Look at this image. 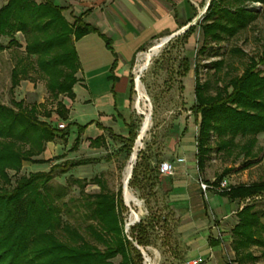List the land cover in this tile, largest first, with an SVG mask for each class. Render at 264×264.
<instances>
[{
  "label": "trees",
  "instance_id": "1",
  "mask_svg": "<svg viewBox=\"0 0 264 264\" xmlns=\"http://www.w3.org/2000/svg\"><path fill=\"white\" fill-rule=\"evenodd\" d=\"M260 4L261 9H251ZM261 10V11H259ZM65 8L52 0L38 4L35 0H9L0 8V37L9 39V47L22 52L12 71V89L15 94L22 81H31L32 72L41 74L46 83L49 99L57 103L55 113L68 120V110L61 97L75 99L74 87L81 69L76 42L97 30L76 18L74 24L64 16ZM264 0H211L203 18L186 31V39L201 29L205 43H224L246 31L261 15ZM21 35L24 43H19ZM205 47L201 53L206 52ZM6 50L0 43V52ZM232 53L243 54L240 50ZM223 61L213 64L219 74ZM264 49L259 58H252L243 75L222 86L216 95L210 93V84L201 80L200 67L196 66V104L192 113L200 118L197 143V164L204 173L214 150L228 157L238 150V158H254L264 134ZM185 73L189 72L188 63ZM133 91V87H132ZM47 118L46 104L27 106L22 101L11 100V106L0 102V264H143L144 257L136 245H152V234L161 218L152 213L151 222L141 220L131 229L130 238L124 231L123 190L110 191L101 177H95L100 191H86L87 180L74 179L82 185L80 208L84 213L85 227L64 221L66 188L51 184L56 171L67 174L71 168L86 166L94 160L69 161L52 165L49 172L30 173L20 177L11 187L10 172L21 173L26 163L50 164L40 157L47 146L58 136L66 138L69 126L60 130L41 119V110ZM88 126H78L79 136L73 150H77L81 135ZM139 127L131 124L129 137H117L124 144L128 157L133 153L139 136ZM105 144L101 137L91 142V147ZM149 146L138 154L131 189L155 196L159 166L152 164ZM224 175L213 183L220 185ZM221 195L232 201L248 203L238 213L239 223L233 229V250L240 264H259L253 247L264 251V213L256 211L255 200L264 197V182L227 188ZM264 257V253L262 254Z\"/></svg>",
  "mask_w": 264,
  "mask_h": 264
},
{
  "label": "crops",
  "instance_id": "2",
  "mask_svg": "<svg viewBox=\"0 0 264 264\" xmlns=\"http://www.w3.org/2000/svg\"><path fill=\"white\" fill-rule=\"evenodd\" d=\"M35 1L38 4L46 2ZM8 2L9 0L1 7ZM52 2L65 8L64 16L69 23L74 24L75 19L80 18L85 24L97 30L76 42L81 69L77 75L78 83L74 87L75 99L60 98L68 110V120L63 121L54 113L52 116L59 118L60 123H67V126L72 123L75 106L80 104L77 90L79 87L85 89L84 100L81 103L86 105L85 109L87 107L90 110L82 113L85 123L80 126L88 127L81 135L78 149L73 150L74 144L72 145L67 153V160L94 162L72 168L70 172L77 174L93 172L95 164L102 168L105 164L107 168L118 160L124 164L128 154L124 144L115 140L113 135L128 138L130 125L138 126L133 112L136 91L134 70L138 57L154 48L164 38L178 34L191 25L202 15L211 0H52ZM197 34L198 29L187 39L186 32L177 36L185 42L186 51H191ZM190 59V56L183 58L182 70L178 71L179 83H174L180 84L181 89L174 98L175 103L178 101L184 103V108L188 111L171 121L170 115L173 111H167L163 107L172 101L171 98L165 97L160 100L154 98L156 116L152 137L155 141L156 136L159 137L160 143L149 144L147 154L152 155L154 166L164 162L176 165L173 177L158 176L153 191L155 194L153 198L160 200L166 210L164 216L158 213L164 220L163 228L167 226V220L172 224L173 240L171 245L166 247L169 251L163 248L167 254L164 256L162 252L160 253L161 261L166 264H193L196 261L199 264H240L232 247V231L239 223L238 213L245 207L246 202L232 201L222 196V191L216 192L220 185L209 183V162L205 172H199L196 143L198 135L195 134V129L199 131L200 118L196 119L192 113V108L196 104V69L192 67ZM186 63L189 65L187 74L184 71ZM188 77L192 87L194 85L195 99L193 98L191 102L186 94ZM35 87L36 84L31 81H22L18 90L29 92ZM169 90L172 94L173 89ZM41 119L47 122L49 120L47 117ZM72 134L76 141L79 132L72 133L68 129V135L64 140L56 139L48 144L46 153L49 157L46 159L58 156L55 151L58 149L57 146L62 143L69 144ZM101 137L105 138V144L100 148L91 147V142ZM180 159H184L185 162L178 163ZM32 166L34 168L36 165L31 164ZM73 178L78 179L74 176ZM79 179L90 183L93 178L79 176ZM202 182L212 186L207 194L201 190ZM160 232L164 233L162 230Z\"/></svg>",
  "mask_w": 264,
  "mask_h": 264
},
{
  "label": "rangeland",
  "instance_id": "3",
  "mask_svg": "<svg viewBox=\"0 0 264 264\" xmlns=\"http://www.w3.org/2000/svg\"><path fill=\"white\" fill-rule=\"evenodd\" d=\"M6 1L7 0H0V7L4 5ZM254 7L262 10L260 4H255L250 8L254 9ZM177 36L173 37L170 41L164 44L162 48L159 49V54H154L151 61L149 62V66H146L147 69L144 71L142 86L148 96L147 100L145 101L148 105V108L145 109L142 107L143 111L145 112L144 114L140 113L136 108V102L137 98L139 97V93L137 91L134 92L135 98L133 100V112L136 122L139 126V135L143 122L146 118L147 120L150 119L152 125L146 133L144 140L142 141V145L138 150L136 144L133 154L137 151L138 155L141 151H144L146 145H156L160 143L159 137L156 136V141L153 140L152 137V133L155 130L154 124L156 116V104L154 103V98L157 100L165 97L171 98L172 101L169 102V104L167 103V105H163L167 111H173V114L170 115L171 121H174V119H177L180 115L188 111L184 108V103H181L180 101L175 103L174 99L175 96H178L179 92L181 91L180 84L174 85V83H179L178 78L180 75L178 71L182 70L183 58L190 56L192 67H200L202 82H208L210 84V93L212 95H216L217 91L222 88V86L243 75L252 58H259V56L262 54L264 49V15L261 13L260 17L246 31L221 44L205 43L202 30L198 29V34L195 35V41L190 52L186 51V46L183 39ZM17 39L19 43H24L23 38L20 35H18ZM161 42L162 41H160L158 44ZM0 43L4 44L6 47L5 51L0 52V102L7 106H11L12 99H15L18 102L23 100L27 106L46 104L47 113L51 112L55 114L57 112V103L49 99L45 80L43 76L37 72H32L31 79V82L36 84L35 89H31L29 92L16 89L15 94L11 93L12 71L17 65L18 59L20 58L19 52L22 51L15 46L9 47V39L7 38L0 37ZM203 47L207 48L205 53H201ZM232 50H240L243 52V54L239 55L232 53ZM220 61H223L224 65L219 74L216 75L213 64ZM259 70L264 71V67H260ZM186 85L188 87L186 92L187 99L189 102H191L193 98L195 99V94L193 92L194 85L192 87L190 77L186 79ZM169 89H173L172 94L171 90ZM77 92L80 104L75 106V111L72 114V123L68 124L69 130L72 133L77 132L78 126L85 123L82 113H84V111L87 112L90 110L87 109V107L86 110V105L81 103V101L84 100L83 92L85 93V89L83 87H79ZM143 104L144 103L142 102V106ZM44 111L45 109L41 110V118L45 117ZM48 123L56 127L59 125L60 119L52 117L48 120ZM61 124H64L67 127V123L65 122L60 123V125ZM195 130V134L198 135V129ZM73 136L74 135L72 134L71 138L69 139V144L62 143L61 145L57 146L58 149L55 151L58 156L54 155V157L50 159V164L47 163L45 165H36L34 168L33 166L31 167V164H26L21 173L15 174L14 172H10L9 174L12 177L11 187L15 186L16 181L20 177L33 173V170L36 172H49L52 165H64L66 162H69L67 160V153H69V150L75 142V137ZM57 139L58 141L64 140V138L60 136H58ZM238 153V150H234L233 155L228 157L214 150L208 165L210 184L215 182L216 179L221 175L225 176L223 182L227 184V187L264 182V134L260 135L259 137V143L255 149L256 156L254 158H238ZM133 154L130 157H126L124 164H122L121 160L108 165L107 168L105 164L103 168L102 166H97L95 164L93 172H79L80 174H77L70 172L71 170H69L67 174H62L60 171H56L51 184L55 187L64 186L66 188L64 201L68 204L70 210V212L64 210V221H68L69 223L80 227L86 226L85 218L83 217L84 213L80 208L82 199V185L74 183L73 176L78 179L79 176L81 178H94L95 176L101 177L102 180L107 184L110 191L118 192L119 190H123L124 200L125 174L128 165L132 163ZM47 157L49 156L47 153H45L40 158L47 160ZM28 167H31L30 169L33 170L31 171ZM80 171L82 170L80 169ZM85 188L89 193H98L100 191L99 187L95 183H86ZM129 189L131 193H133L142 203V206L139 207L138 205L131 203L130 206H127L124 200V204L128 208V211L124 214V231L125 234L130 238L132 234L131 229L139 223H133V225H131L128 229V225L131 223L133 212L140 216V221L145 220V222L149 223L152 220L150 217L152 213H154L156 216H158V213H161V216H164V212L166 210L164 208V204L160 202V200L158 201L156 197L151 199L147 196V193L144 194L143 192L135 191L131 189L130 186ZM218 191L219 190H216V192ZM249 201H246V204L253 203L252 201ZM254 203L257 206L256 211H258L260 214H263L264 197L255 200ZM161 216L159 217L161 218ZM163 222L164 220L161 218L160 224L157 225L159 230L156 229L152 234V245L149 248H143V250L151 259V263L153 264H166L164 261H161L160 253L162 252V254L165 256L167 253L163 251V248H168V246H170L172 243L171 241L173 240L172 224H170L167 220V226L163 228ZM160 230L164 231V233L162 234ZM167 251L169 250L167 249ZM252 252L256 257L259 258L260 262L264 264V257L262 255L264 251L260 248L253 247ZM114 262L118 264L120 262V258H117L114 260ZM143 264H150V261L148 263L144 257Z\"/></svg>",
  "mask_w": 264,
  "mask_h": 264
},
{
  "label": "bare ground",
  "instance_id": "4",
  "mask_svg": "<svg viewBox=\"0 0 264 264\" xmlns=\"http://www.w3.org/2000/svg\"><path fill=\"white\" fill-rule=\"evenodd\" d=\"M168 42V39H164L157 47H155L153 53L157 55L159 54L158 51L160 48H162V46L164 44H166ZM156 56V55H155ZM151 57L152 55H148L147 58H146V61L147 63H149V61L151 60ZM148 64L144 65V67L142 68V71L144 70V68H146ZM139 97L137 98V102H136V108L138 109V111L142 114H144L145 112L143 111V108L147 109L148 108V105L147 103L145 102L147 100V94L145 92V90L143 89V86L142 84H140L139 86ZM142 102L144 103L143 106H142ZM150 102V100H149ZM148 102V103H149ZM143 107V108H142ZM151 118V117H150ZM151 121L150 119L147 120V118L144 120L143 122V125H142V128H141V131H140V141L137 143V150L141 147L142 145V141L144 140V137L146 135V133L148 132V130L150 129L151 127ZM137 151L133 154V157H132V163H130L126 169V174H125V180H124V186L127 184L129 178H130V175H131V170H132V166L134 165V161L136 162L137 160ZM125 197H126V201L127 203L130 205L131 204H136L139 206H142V203L140 200L137 199V197L131 193L129 187H127V189L125 190ZM135 205V206H136ZM140 216L136 213L133 212L132 214V219H131V223L129 224V226L133 225V223L135 222V220L139 219ZM150 264H153V263H150Z\"/></svg>",
  "mask_w": 264,
  "mask_h": 264
},
{
  "label": "built area",
  "instance_id": "5",
  "mask_svg": "<svg viewBox=\"0 0 264 264\" xmlns=\"http://www.w3.org/2000/svg\"><path fill=\"white\" fill-rule=\"evenodd\" d=\"M205 15V13L202 15V18L203 16ZM158 45V44H157ZM156 47V46H155ZM154 48L150 49L148 52H145V53H142L140 54V56L138 57L137 59V63H136V67H135V70H134V84H135V88H136V91L139 93V86L140 84H142V79H143V75H144V71L147 69V67L149 66V63H147L146 61V58L148 55H154L153 51H154ZM151 57V59H152ZM151 61V60H150ZM148 64V66L146 68H144V70L142 71V68L144 67V65ZM59 129L60 130H65L66 129V125L64 124H61L59 125ZM185 160L184 159H180L178 160V163H184ZM159 174L162 178H171L175 175L176 173V165L174 163H170V162H164L162 164L159 165ZM200 187H201V190L204 194H207V192L212 189V186L209 185V184H206L205 182H202L200 183ZM228 187H227V184L225 182H222L218 188L219 191H223V190H226ZM249 200H247L248 202ZM250 202V201H249ZM129 225H128V229H129ZM137 246V245H136ZM143 249V248H142ZM144 251V250H143ZM145 252V251H144ZM146 253V252H145ZM147 254V253H146ZM147 258L150 260V263L152 262L151 259L149 258L148 254H147ZM147 261V260H146ZM148 262V261H147ZM149 263V262H148ZM193 264H199L198 261L196 262H193Z\"/></svg>",
  "mask_w": 264,
  "mask_h": 264
},
{
  "label": "water",
  "instance_id": "6",
  "mask_svg": "<svg viewBox=\"0 0 264 264\" xmlns=\"http://www.w3.org/2000/svg\"><path fill=\"white\" fill-rule=\"evenodd\" d=\"M210 3H211V2H210ZM209 5H210V4H209ZM209 5H208V7H209ZM208 7L203 11L202 15H203L204 13L206 14ZM202 15H201L197 20H195L191 25L187 26L185 29H183V30H182L181 32H179L178 34H175V35H173V36L167 38L168 41H170L173 37H175V36H177V35H180L181 33H185V32L188 31L192 26L196 25V24L202 19ZM158 45H159V44H158ZM158 45H157V46H158ZM157 46H156V47H157ZM149 62H150V61H149ZM139 141H140V135L138 136V139H137V141H136V144H137ZM136 144H135V146H136ZM133 151H135V148H134ZM137 159H138V156H137ZM136 162H137V160H136ZM136 162H135L134 166H132V170H131L130 178H129L127 184L124 186V200H125L127 206H130V205H129V204L127 203V201H126L125 190L127 189V187H129V183H130V181H131V179H132L133 171H134V168H135ZM137 222H140V219L135 220L134 223H137ZM136 247H137V248L143 253L144 257H145L146 260L149 262L150 260L147 258V254L143 251V249H142L140 246H138V245H137Z\"/></svg>",
  "mask_w": 264,
  "mask_h": 264
}]
</instances>
